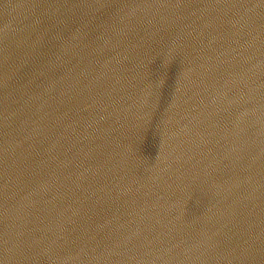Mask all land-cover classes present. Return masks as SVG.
<instances>
[{
    "label": "water",
    "instance_id": "obj_1",
    "mask_svg": "<svg viewBox=\"0 0 264 264\" xmlns=\"http://www.w3.org/2000/svg\"><path fill=\"white\" fill-rule=\"evenodd\" d=\"M0 264H264V0H0Z\"/></svg>",
    "mask_w": 264,
    "mask_h": 264
}]
</instances>
